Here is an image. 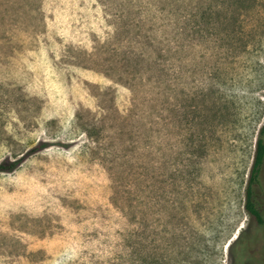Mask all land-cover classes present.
Wrapping results in <instances>:
<instances>
[{
  "label": "rangeland",
  "instance_id": "rangeland-1",
  "mask_svg": "<svg viewBox=\"0 0 264 264\" xmlns=\"http://www.w3.org/2000/svg\"><path fill=\"white\" fill-rule=\"evenodd\" d=\"M263 125L264 0H0V264H264Z\"/></svg>",
  "mask_w": 264,
  "mask_h": 264
},
{
  "label": "trees",
  "instance_id": "trees-1",
  "mask_svg": "<svg viewBox=\"0 0 264 264\" xmlns=\"http://www.w3.org/2000/svg\"><path fill=\"white\" fill-rule=\"evenodd\" d=\"M18 166V162H3L0 164V171L9 172ZM264 166V125L260 130L259 140L257 142V153L252 166L251 175L248 182L247 195H246V209L248 213L255 217L257 220H261V214L257 209V201L255 197V188L258 184L260 186V175Z\"/></svg>",
  "mask_w": 264,
  "mask_h": 264
},
{
  "label": "flooded vegetation",
  "instance_id": "flooded-vegetation-1",
  "mask_svg": "<svg viewBox=\"0 0 264 264\" xmlns=\"http://www.w3.org/2000/svg\"><path fill=\"white\" fill-rule=\"evenodd\" d=\"M258 184H259V177H258ZM257 184V185H258ZM260 204V203H259ZM259 204H258V202H257V209H258V211L260 212V214H261V220L259 221V220H257L255 217V220L257 221V223L258 224H260V225H262V224H264V219H263V215H262V212H261V209H260V206H259ZM262 207V206H261Z\"/></svg>",
  "mask_w": 264,
  "mask_h": 264
}]
</instances>
